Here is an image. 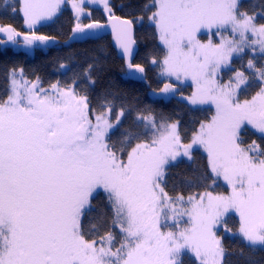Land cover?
I'll list each match as a JSON object with an SVG mask.
<instances>
[{
	"label": "snow or ice",
	"instance_id": "6c2138e0",
	"mask_svg": "<svg viewBox=\"0 0 264 264\" xmlns=\"http://www.w3.org/2000/svg\"><path fill=\"white\" fill-rule=\"evenodd\" d=\"M66 3L76 21L70 39L110 27L129 75L144 78V65L132 63L134 26L144 17L121 18L110 0H0L28 29L0 25V45L54 42L37 26L53 22ZM90 5L102 6L105 19H95ZM143 10L164 48L162 59H148L159 91L191 106L213 105L215 114L187 137L179 120L120 100L116 91L94 105L97 62L47 86L23 67L8 69L0 95V264H184V254L194 264H230L224 234L249 251L264 249V0L251 10L242 0H152ZM245 56L247 73L222 83V69ZM189 80L194 90L184 96L180 85ZM250 131L257 139L248 142ZM194 149L206 153L207 171L187 183L203 191L169 190L170 169L192 161ZM220 179L230 194L212 190ZM98 197L105 210L94 216Z\"/></svg>",
	"mask_w": 264,
	"mask_h": 264
},
{
	"label": "trees",
	"instance_id": "16d2710c",
	"mask_svg": "<svg viewBox=\"0 0 264 264\" xmlns=\"http://www.w3.org/2000/svg\"><path fill=\"white\" fill-rule=\"evenodd\" d=\"M114 5L113 11L121 18L137 19L143 16L141 24L136 23L134 26V38L136 40L137 52L132 61L134 64L144 65L146 72L144 78L130 76L129 69L124 61L119 58L113 50L109 37H103L95 41H85L83 43H74L63 47L72 35V28L75 19L70 9L64 7L61 13L53 22L42 24L37 28L41 34L55 37L52 45L45 49L35 50L34 56H28L24 51H14L11 47L0 45V95L7 88L5 73L12 67H23L29 78L39 75L47 86L50 82L54 83L60 80L62 83L70 81L74 73H82L89 63L97 62L102 71L94 73L96 83L89 88L90 98L93 104L97 98L102 96L107 90L119 93L120 100L131 102L138 108L151 110L157 117L161 115L174 120H179L181 129L187 137H190L194 129L199 128L202 121H208L214 115L209 107H192L177 97L167 100L153 99L149 96V90H159L163 84L158 75L156 66L148 62L150 55H156L162 59L164 48L159 44L154 26L147 22V16L150 12H145L144 5L151 4L152 0H110ZM245 10H251L259 5L261 0H243ZM95 19H105V14L98 8H91ZM88 23L89 19L82 20ZM0 25H11L18 31L27 32L24 28L22 15L19 13L12 14L11 11H3L0 8ZM206 36H202L204 40ZM1 40V38H0ZM235 58L231 68L225 71V75L233 74L236 71H245L247 73V59ZM60 63L67 65V68H60ZM257 63L261 61L257 60ZM82 87H87L82 81ZM182 93L189 95L191 88L189 86L181 88ZM254 94V92L252 93ZM250 98V97H249ZM119 103V100L117 101ZM128 118L124 121V127L130 123ZM123 129H120L122 131ZM117 131L113 139L119 136ZM244 139L251 142L257 139V134L251 131L246 133ZM194 159L192 161L180 160L170 169L167 177L168 189L173 186L183 190L187 195L190 191H203L198 184L189 187L188 181L195 180L201 173L207 171V158L201 150H194ZM214 192L225 190L219 182L213 187ZM95 208L93 215H97L105 210L102 197L94 200ZM228 226L235 231L239 226V221L235 216H230ZM223 234V233H222ZM224 244L228 249L229 255L226 258L230 264H264V249L257 248L256 251H249L248 247L240 240L238 236L231 234L224 235ZM243 250V255L241 251ZM184 264H194V258L190 254H184Z\"/></svg>",
	"mask_w": 264,
	"mask_h": 264
},
{
	"label": "rangeland",
	"instance_id": "374dc122",
	"mask_svg": "<svg viewBox=\"0 0 264 264\" xmlns=\"http://www.w3.org/2000/svg\"><path fill=\"white\" fill-rule=\"evenodd\" d=\"M243 1V0H242ZM64 7H66V8H68V9H70V11L72 12V9H71V6H70V4H65V6ZM63 7V8H64ZM90 8H98V9H100L102 12H103V8H102V6H99V5H96V6H89ZM104 13V12H103ZM73 14V13H72ZM22 15V14H21ZM74 16V15H73ZM22 18H23V16H22ZM87 17H83L82 18V20H84V19H86ZM74 19H75V17H74ZM76 22V21H75ZM147 22L150 24V22L147 20ZM48 23V22H47ZM45 24V23H44ZM138 24H141V22H138ZM151 25V24H150ZM39 26H41V25H39ZM39 26H37V28L39 27ZM24 28H25V30L26 31H28V29L25 27V25H24ZM22 32V31H21ZM202 36H206V38L204 39V40H202L201 39V37ZM0 38H1V40H5L6 39V37L3 35V34H0ZM200 39L203 41V42H207V40H208V35H207V33L206 32H202L201 34H200ZM213 39H214V41L215 40H218V38L217 37H213ZM158 42H159V40H158ZM53 44V42H50L48 45H35V46H33L32 48H25L24 46H23V43H22V41H21V43L20 44H18V45H13V44H11V43H7V44H4V45H1V46H8V47H11L14 51H24L28 56H34V54H35V50H37V49H45L46 47H48V46H50V45H52ZM159 44H160V42H159ZM162 47H163V45L162 44H160ZM235 58H237V57H234L233 58V60L235 59ZM230 68H231V66H230ZM227 69H229V68H225V69H222V71H221V73H220V80H221V82L222 83H226L227 81H228V79L231 77V76H233L234 75V73L233 74H230V75H225V71L227 70ZM187 86H189L190 88H191V92L189 93V95H186V94H184L183 93V95L184 96H190L191 95V93H192V91L194 90V88H193V85H192V83H191V81L189 80V81H186V82H184L182 85H180V88H183V87H187ZM163 87V86H162ZM161 87V88H162ZM148 94H149V96L151 97V98H153V99H162V100H167V99H169V98H172V97H177V98H179L180 100H181V98H180V96L179 95H176V96H172L171 94H168V95H165V94H163V93H161L159 90H149L148 91ZM182 101H184V100H182ZM184 102H186L187 103V101H184ZM188 104V103H187ZM189 105V104H188ZM191 106V105H190ZM192 107H209V108H211L212 110H213V112H214V114H215V107L213 106V105H197V106H192ZM195 150V149H194ZM199 150H201L202 151V153L206 156V153H204L203 152V150L202 149H199ZM206 158H207V156H206ZM181 160H185V161H189V160H187L186 158H183V159H181ZM217 182H219L222 186H224L225 187V190H222V191H218V192H215V193H221V194H224V195H228V194H230V188H229V186L223 181V179H220V180H218ZM230 216H235L237 219H238V221H239V218L234 214V213H232V214H230ZM224 235H228V234H224Z\"/></svg>",
	"mask_w": 264,
	"mask_h": 264
},
{
	"label": "water",
	"instance_id": "95a60500",
	"mask_svg": "<svg viewBox=\"0 0 264 264\" xmlns=\"http://www.w3.org/2000/svg\"><path fill=\"white\" fill-rule=\"evenodd\" d=\"M72 36V35H71ZM70 36V37H71ZM109 37L110 38V42H111V46L113 48V50L118 54L119 58H121L125 65L127 66V62L126 60L124 59L122 53H121V50L117 47L116 45V42H115V39L113 37V34H112V30L111 28H106L104 29L103 31H101L99 33L98 36H95V37H91V38H86V39H83V40H75V39H68L66 42L63 43V47H66V46H69L70 44H74V43H83L85 41H88V40H91V41H95V40H98V39H101L103 37ZM136 52H137V45L135 44L134 46V49H133V57H132V61L136 55ZM131 70H129V73H130ZM130 76H137L138 78H140L141 74H138V73H132Z\"/></svg>",
	"mask_w": 264,
	"mask_h": 264
}]
</instances>
